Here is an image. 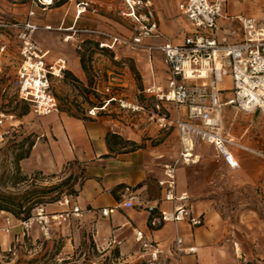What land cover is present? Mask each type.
I'll use <instances>...</instances> for the list:
<instances>
[{"label": "crops", "instance_id": "obj_1", "mask_svg": "<svg viewBox=\"0 0 264 264\" xmlns=\"http://www.w3.org/2000/svg\"><path fill=\"white\" fill-rule=\"evenodd\" d=\"M79 1L81 0H53L51 6H47L45 9L39 7L42 11H45V14L54 11V18L47 15L39 29L48 32L54 28L59 31L55 33L58 40L48 45H41L43 49L48 50L47 60L51 62L56 58H62L65 61L64 71L68 70L69 74L66 75L63 72V77L58 79L59 82L64 80L73 86H82L91 89L95 93L102 94L104 92L100 90L104 91L107 84L123 90L127 86L124 75L116 74L108 69L105 70L104 77L99 74L92 76V86L88 87L81 54L71 51L67 55L61 53L60 56L49 57L52 47L98 46V42L105 40L103 33L127 35L115 31L117 29L115 25H120L121 17H124L120 14V10L124 8L123 0H86L90 4L88 9L77 15L76 9ZM151 1L153 19L157 22L161 33L173 43L181 42V39L175 41L167 33L170 26L176 27V33L185 24L189 27L187 18L178 8L181 0ZM225 14L227 13L225 12ZM85 15H90L92 22L85 26H79L80 20ZM175 15H178V19L174 18ZM228 19H222L223 23L225 24ZM234 22L237 27L233 31L232 24ZM228 24L231 27H223L221 34H227V38L229 35L240 34L239 24L236 20L228 21ZM45 26H50V28L46 29ZM11 30L15 35L14 41L17 43L18 50L17 31L15 29ZM117 30H119V26ZM70 31L72 33H68ZM2 32L4 30L0 29V36L10 38L11 35ZM83 33L91 34H86V36ZM182 33L186 34L187 32L185 30ZM92 34H100L102 38H97ZM67 35L69 38L64 40L63 38ZM237 37L228 40L234 42L240 38V35ZM6 41L8 40L6 39ZM6 41L4 42L7 44ZM162 41V39H156L154 43L159 44ZM100 52L103 57L108 56L111 60V53L102 49H100ZM113 63L123 65L122 71L123 74H126L125 70L128 65L125 62L121 60ZM152 82L159 83L151 75L144 88ZM164 82L165 80L159 85L163 86ZM108 98L103 99L100 106L93 103L90 105L80 103L76 106L78 110H73L79 112L75 114L68 113V110L63 109L58 103L55 112L39 116L35 122L37 125L34 128L36 136L29 155L19 161L21 172L27 177L36 172L44 175H54L59 173L66 164H71L70 170H76L80 167L84 177L78 188L76 202L82 212L79 218H72L65 224L64 230L68 228L74 233V236L78 231H91L92 239L98 246L103 248L105 253H109L112 248L117 249V259L120 264L144 263L148 251L141 247V242L136 237V231H141L144 240L157 243L164 254L170 255H173L172 249L175 248L176 236H180L182 239L180 247L182 249L194 248V251L190 253H182L183 264H222L220 255L224 249L221 231L223 220L220 211L216 209L218 208L219 199L211 197L212 190L209 182L214 176V190L217 192V186L220 182L218 177L222 175L220 170L223 169L217 163L220 165L226 163L211 145L200 143L204 144L202 145L204 147L198 153H195L202 160H205V166H202L201 160L199 165H177L175 167V193L179 194L183 191L188 193L190 210L193 215H200L204 219L202 225L191 227L186 221L182 220L152 223L154 216L159 214L160 210H171L178 203L176 200H166V188L158 183L159 180L164 179L163 165L168 163L169 158H175L176 155L171 150L164 149V144L153 145L151 139L144 140L140 130H138L137 135L134 131L128 130V127L119 125V122L112 119L110 115L97 113V110H109L115 106L114 101L117 100L108 101ZM95 109L97 110L94 111ZM83 111L84 113H82ZM10 125H13V123H10ZM108 133L118 134L119 143L115 145L110 139L108 143ZM129 141L137 143L138 148L130 149ZM243 146L256 155L258 153L264 154L262 151ZM233 152L239 166L231 168L226 165L233 175L236 192H240L244 187L252 188L254 184L259 183L264 175V162L258 166L245 165L243 164V156L238 153V149H233ZM210 159L214 161L215 168L208 172L210 173L208 175L206 163ZM197 168L200 177L198 188L195 187L196 180L194 176V171ZM125 187L139 193L147 203L156 205V210L151 213L139 206L124 208L122 206V194ZM237 201L241 202L245 199L238 198ZM45 208L49 211L58 209L53 204H47ZM101 208H109L108 214L102 215ZM7 214L9 212L0 210V227L3 225L4 217ZM17 221L18 219L15 218L13 230L18 229V227L21 228ZM69 239L72 244V237ZM112 239H115L118 243H110ZM17 240H19V236H16Z\"/></svg>", "mask_w": 264, "mask_h": 264}, {"label": "built area", "instance_id": "obj_2", "mask_svg": "<svg viewBox=\"0 0 264 264\" xmlns=\"http://www.w3.org/2000/svg\"><path fill=\"white\" fill-rule=\"evenodd\" d=\"M124 8L120 14L135 23V30L129 35L103 33L105 40L98 42V48L111 53L114 62H120L119 48H129L144 52L151 61L152 52L161 54L165 71V85L155 82L144 88L147 97L152 98L149 109L125 99L112 96L107 100H117L120 109H131L148 113V118L159 129L174 127L180 144L178 158L163 165L164 179L159 180L165 186V199L178 201L171 210H160L152 223L186 221L191 227L200 226L204 219L193 215L188 205L189 195L186 191L175 193V167L181 163H191L198 155L195 147L200 143L211 145L215 152L231 168H237L239 162L233 149L248 148L239 144L223 130L221 114L224 106H232L243 112L258 111L264 114V23L252 16L233 15L238 22L240 38L231 42L227 34H221L222 27L218 20L228 18L225 14V0H181L180 12L187 18L190 30L179 43H173L165 37L153 19L151 0H123ZM53 0H30V6L45 9ZM89 2L77 3L76 14L79 15L89 7ZM28 15L34 14L31 9ZM17 31L19 64L14 76L9 81V89L17 100L27 103L30 111L37 116L55 112L58 101L52 89V80L61 79L65 70V61L56 58L47 60L45 50L35 40L34 33L40 28L31 21L0 24ZM46 29L50 26H45ZM68 35L63 39L67 40ZM162 39L159 44L154 40ZM7 49L5 42L0 43V54ZM0 66V77L2 76ZM230 76V86L220 87L224 76ZM192 81V84H188ZM107 84L104 92H109ZM7 88L0 84V95ZM183 107V109H181ZM95 109L94 111H96ZM13 115L7 113L0 105V143L7 133L6 121ZM264 157V154L258 153ZM58 207L47 211L44 205L35 208L32 215L18 220L23 234L37 228L42 234L48 233L50 226H60L72 218H79L82 209L76 202V194H64L54 201ZM124 208L143 207L149 212L156 210V205L147 203L142 196L129 187L122 194ZM109 208H101V214L107 215ZM15 225L12 214L4 217L0 227L3 233H9ZM141 247L147 250L143 264H183L182 253H190L194 248L182 249V239L176 236L173 255L164 254L157 243L144 240L141 231H136ZM110 243L115 244V239ZM14 247V246H13Z\"/></svg>", "mask_w": 264, "mask_h": 264}, {"label": "rangeland", "instance_id": "obj_3", "mask_svg": "<svg viewBox=\"0 0 264 264\" xmlns=\"http://www.w3.org/2000/svg\"><path fill=\"white\" fill-rule=\"evenodd\" d=\"M30 0H0V24L31 21L37 25H43L42 21L48 15L54 18V11L45 14L39 7H33L34 14L29 16ZM88 9V8H87ZM163 9V8H162ZM224 10L228 15V21H234L233 15L244 14L254 17L261 23H264V0H225ZM178 19V15L174 18ZM119 30L116 32L131 34L135 30V23L127 17H121ZM169 19V18H168ZM228 21L223 23L222 19L218 20L220 27H231ZM91 21L90 15H85L80 20L79 26L88 25ZM180 22V21H179ZM181 23V22H180ZM232 29H236V23L232 24ZM185 24L181 26L176 33V27L170 26L167 33L175 41L183 39L182 32L190 30V26ZM52 27H54L52 25ZM8 36H0V43L6 41V53L0 54V66L2 67V76L0 77L1 86H5L7 91L0 95V105L12 118L6 121V129L8 133L3 142L0 143V174L5 167H9L12 161L13 149L15 144L24 137L29 136V139H34L36 132V119L39 117L30 111L27 103L17 100L13 91L9 89V81L14 76L17 66L19 64V54L17 50V43L14 41L15 35L9 27H0ZM54 28L50 31L37 30L35 33V40L40 45L54 43L58 40ZM68 33H72L71 31ZM182 33V34H181ZM91 34V33H83ZM178 34V35H177ZM97 38H102L100 34H92ZM240 34L229 35L228 39L234 37L238 38ZM87 36V35H86ZM87 40V39H86ZM83 54L85 65L84 71L87 77L88 87L92 86L93 77L102 75L104 77L105 70L108 69L116 74L124 75L127 81V86L120 90L119 87H110L109 92L95 93L91 89L85 87L73 86L71 83L58 79L52 80V89L57 97L59 105L63 109H67L68 113L75 114L78 111V104H95L100 106L103 99L108 97H116L125 99L134 104H142L149 109L152 104V98L147 97L143 92L147 80L150 76L158 81L160 84L165 80L164 66L161 61V55L157 51L152 53L151 62L144 52L138 50H131L127 48L118 49L122 62L128 66L123 74V65L114 64L112 58L108 56L103 57L98 46L82 45L80 47H52L49 57L60 56L61 53L69 52ZM59 53V54H58ZM58 54V55H57ZM49 59V58H48ZM133 65L137 73H134L130 66ZM122 67V68H121ZM158 83V84H159ZM192 84V81H188ZM166 83L164 82V85ZM163 85V86H164ZM220 87L230 86V76H224L223 82L219 84ZM122 93V94H121ZM115 108L109 110H97L96 112L106 113L112 119L119 122V125L128 127V130L134 131L138 135V130L141 131L142 138L152 140L153 145H163L164 149L171 150L176 155L174 158H169L168 162H172L178 158L180 151V144L175 128L159 129L155 122L149 120L147 112L132 111L131 109H120L117 101H114ZM28 108L29 112L24 115L20 113ZM183 109V107L181 108ZM78 110V109H77ZM109 111V112H108ZM31 113V114H29ZM84 113V111L82 112ZM221 121L223 130L235 139L239 144L245 145L251 149L264 152V114L256 112H243L237 110L232 106H224L221 114ZM13 123V125H10ZM35 124V125H34ZM35 126V127H34ZM164 141H166L164 143ZM204 144L197 146L195 152L198 153ZM238 149V153L243 156V164L249 166H258L264 162V157L251 153L248 150ZM202 158L197 157L191 163H181L177 165L193 166L199 165ZM205 160H202V166ZM71 164H66L64 168L57 174L44 175L34 173L24 183L15 187L2 186L0 190H5L12 193H21L25 189H39L59 183L61 180L67 178L70 174L72 177L78 179V182L83 180V171L80 167L76 170H70ZM176 165V166H177ZM223 169L220 170L222 175L219 178L217 192L214 190L215 177L213 176L209 182L211 186V197L219 199L218 209L222 216L221 231L223 236L224 249L220 255L222 264H264V175L259 183L254 184L252 188L244 187L240 192H236V187L233 175L230 173L226 164H218ZM207 173L215 168L214 161L208 160L206 163ZM205 169V167H204ZM199 169L194 171L196 180V188L200 182L198 173ZM210 175V173H208ZM203 178V176H201ZM70 187L68 185L61 186L55 192L50 193V196H57L58 198L64 194H68ZM238 198H243L245 201H237ZM53 204V202H47ZM49 208V207H48ZM46 209V208H45ZM49 211V209L47 210ZM19 224V223H17ZM67 224V223H66ZM65 225V224H64ZM64 225L50 226L46 235L42 234L37 228H33L29 233L22 235V227L10 231L9 233L0 232V264H26V260L36 258L31 264H120L118 257L114 254L116 248H112L109 253H105L101 246H98L92 239L91 231H78L75 236L68 228L64 230ZM21 226V225H20ZM71 233V234H69ZM16 236L19 240L16 241ZM72 237V244L70 241ZM67 238V239H66ZM75 238V240H74ZM14 246V247H13ZM60 247V252L50 258L56 248ZM122 264V263H121Z\"/></svg>", "mask_w": 264, "mask_h": 264}, {"label": "trees", "instance_id": "obj_4", "mask_svg": "<svg viewBox=\"0 0 264 264\" xmlns=\"http://www.w3.org/2000/svg\"><path fill=\"white\" fill-rule=\"evenodd\" d=\"M81 60L82 62L84 60L83 54H81ZM83 67L85 68V65H83ZM130 68L134 73H137L133 65H131ZM64 74L68 75L69 71H64ZM28 112L29 110L26 107L20 113V115H25ZM109 139L115 145L120 141L119 135L115 133H108V143ZM33 140L34 139H29V136H27L15 144L11 165L9 167H5L0 174V184L2 186L15 187L21 183L26 182L28 178H30L21 172L19 161L29 155L30 148L33 145ZM129 144L130 149L138 148V144L133 141H129ZM80 184L81 182H78V179L72 177L70 174L67 178L61 180L59 183L44 188L25 189L21 193H12L5 190H0V210L9 212L14 216V218L18 220H24L30 215H32L36 207L40 205H45L47 202H53L58 199V195L52 197L50 196V193L55 192L63 185H68L70 187L68 194L77 195ZM59 252L60 247L56 248V250L51 255H49V257L54 258V256L57 255ZM117 253V249H115L114 254L116 256ZM35 259L36 258H30L26 260V264H31L35 261Z\"/></svg>", "mask_w": 264, "mask_h": 264}, {"label": "bare ground", "instance_id": "obj_5", "mask_svg": "<svg viewBox=\"0 0 264 264\" xmlns=\"http://www.w3.org/2000/svg\"><path fill=\"white\" fill-rule=\"evenodd\" d=\"M69 38V37H68Z\"/></svg>", "mask_w": 264, "mask_h": 264}]
</instances>
